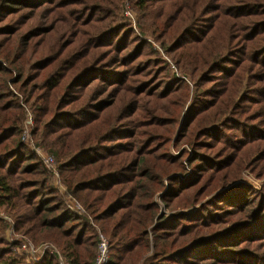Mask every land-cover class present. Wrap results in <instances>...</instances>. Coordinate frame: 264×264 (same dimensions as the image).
Returning <instances> with one entry per match:
<instances>
[{
    "label": "trees",
    "instance_id": "1",
    "mask_svg": "<svg viewBox=\"0 0 264 264\" xmlns=\"http://www.w3.org/2000/svg\"><path fill=\"white\" fill-rule=\"evenodd\" d=\"M244 168L264 178V0H0V210L22 240L69 264L99 233L105 264H264ZM9 226L0 264H59L14 256Z\"/></svg>",
    "mask_w": 264,
    "mask_h": 264
},
{
    "label": "built area",
    "instance_id": "2",
    "mask_svg": "<svg viewBox=\"0 0 264 264\" xmlns=\"http://www.w3.org/2000/svg\"><path fill=\"white\" fill-rule=\"evenodd\" d=\"M125 13H128L126 11ZM27 127L24 130V133L22 135V141L26 142L30 139V132L31 128L30 126L32 125V119L29 118ZM36 151L37 155L41 156L43 158V161L52 166L54 164V158L53 156L50 155H45L39 148H34ZM53 172H55V167L51 168ZM3 216L0 215V219L4 220L5 223H10L11 220H9L8 217H4L5 219L2 218ZM14 236H17L13 232ZM11 243L15 244L14 246V252L16 255L19 257H25L31 261L37 262L40 260L46 252H55L58 255V261L59 264H69L63 257L60 256L59 252L51 245L49 244H41V245H34L32 243H26V242H21L18 243V240L16 238H11ZM109 242L108 239L102 235L101 233L98 234V243H97V250L95 254V259H94V264H105L108 259H109Z\"/></svg>",
    "mask_w": 264,
    "mask_h": 264
},
{
    "label": "rangeland",
    "instance_id": "3",
    "mask_svg": "<svg viewBox=\"0 0 264 264\" xmlns=\"http://www.w3.org/2000/svg\"><path fill=\"white\" fill-rule=\"evenodd\" d=\"M126 11H128V13H125ZM122 15H123V18H125V19H127V21L130 23H133L134 21H135V19H136V13L134 12V10H133V8L131 7V5L130 4H128V3H126V4H124L123 6H122ZM132 27H134V25L132 24ZM154 46H156V45H154ZM157 47V46H156ZM28 121V120H27ZM26 121V122H27ZM25 122V124H24V127L26 128L27 127V125H28V123H26ZM32 124H33V122H32ZM24 128V129H25ZM30 128H31V130H32V125L30 126ZM31 137H30V139L28 140V141H26L25 143H28V144H30L31 146H32V144H31ZM43 154H45V153H43ZM45 155H49V154H45ZM39 156V155H38ZM40 157V159H41V161H42V163L49 169V170H51L52 171V167H55L56 168V160H55V158H54V164L52 165V166H50V165H48V164H46L44 161H43V158L41 157V156H39ZM240 180H242L243 182H245L248 186H249V188L251 189V191H252V193H254V194H259V193H262V192H264V178H258V177H256V176H254V174H252V172L250 171V170H248V169H246V168H244L243 170H242V172L240 173ZM163 212H165V211H163ZM0 215H2L3 217V219H5L6 217H8L9 218V220H12L7 214H5L2 210H0ZM5 217V218H4ZM0 220H2V219H0ZM4 223H5V221L4 220H2ZM7 225H8V223H6ZM10 224V223H9ZM12 226H13V224H10V226H9V228H7V230L5 231V234H6V238L9 240V241H11V238H16L17 240H18V243H21V242H26L27 243V241H24V240H22V238L23 237H21L20 235H17V236H14V234H13V229H12ZM29 243V242H28ZM39 245H41V244H39ZM13 249H14V247H13ZM13 255L14 256H16V257H19L18 255H16L15 254V252H14V250H13Z\"/></svg>",
    "mask_w": 264,
    "mask_h": 264
}]
</instances>
